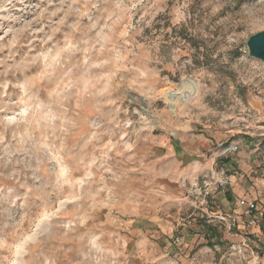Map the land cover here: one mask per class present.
Listing matches in <instances>:
<instances>
[{"label": "rangeland", "instance_id": "1", "mask_svg": "<svg viewBox=\"0 0 264 264\" xmlns=\"http://www.w3.org/2000/svg\"><path fill=\"white\" fill-rule=\"evenodd\" d=\"M263 29L264 0H0V264H264ZM186 134L196 169L159 145ZM229 145L252 226L199 204Z\"/></svg>", "mask_w": 264, "mask_h": 264}, {"label": "crops", "instance_id": "2", "mask_svg": "<svg viewBox=\"0 0 264 264\" xmlns=\"http://www.w3.org/2000/svg\"><path fill=\"white\" fill-rule=\"evenodd\" d=\"M167 141V140H166ZM165 139L159 143L163 147H168V156L173 157L174 160L178 163H181V166H186L191 168H197L201 165V162L195 160L200 158L203 160L205 158L204 153L207 152L208 142L205 139H201L198 136L192 134H186L185 136H179V138H173L172 144L165 142ZM218 156V153L214 155H209V162H207V170L215 172L217 175H220L221 172H225L226 176L229 179V187L221 189L214 188L210 197L213 199L214 203L218 206L219 210L222 213L227 214L228 216H234L239 220V216L236 215L240 211V206L237 205V199H253L255 194L252 192L247 193L246 182L241 177L240 167L242 164H245V161L241 159V156L234 151H221ZM216 163L218 169L213 170V164ZM192 166V167H191ZM186 167L183 169V172H186ZM249 190V189H248ZM231 214V215H230Z\"/></svg>", "mask_w": 264, "mask_h": 264}, {"label": "built area", "instance_id": "3", "mask_svg": "<svg viewBox=\"0 0 264 264\" xmlns=\"http://www.w3.org/2000/svg\"><path fill=\"white\" fill-rule=\"evenodd\" d=\"M237 146L236 145H229L227 147H225L224 151H236ZM228 177H223L220 180H218L217 182V187H224L228 184ZM215 187V188H217ZM211 194V190H209L208 188H204L202 190V188H199V192H198V196L200 197V205H204L205 206V213L209 216V217H214L217 218L218 220H226L225 216L228 217V223L230 225H234V220L235 218H232L231 216H228L225 213H222L218 206L214 203L213 199L210 197ZM239 204L242 208L241 214L245 217V221L247 222V224L249 226H252L255 224L256 219H255V212H256V205L252 200H248V199H241L239 200ZM208 208L211 209L212 213H208ZM231 220V221H230ZM233 220V221H232ZM236 221V220H235ZM230 227V226H229ZM179 241V237H176L173 242H178Z\"/></svg>", "mask_w": 264, "mask_h": 264}, {"label": "water", "instance_id": "4", "mask_svg": "<svg viewBox=\"0 0 264 264\" xmlns=\"http://www.w3.org/2000/svg\"><path fill=\"white\" fill-rule=\"evenodd\" d=\"M248 55L264 62V29L251 34L246 41Z\"/></svg>", "mask_w": 264, "mask_h": 264}, {"label": "bare ground", "instance_id": "5", "mask_svg": "<svg viewBox=\"0 0 264 264\" xmlns=\"http://www.w3.org/2000/svg\"><path fill=\"white\" fill-rule=\"evenodd\" d=\"M182 83H186L188 84V86L190 87V90L186 93V94H183L182 92H178V91H174L172 89H166L165 88V94L167 95L169 101H170V105H171V108H174V104L177 100H180V101H185L187 100L189 97L197 94L198 92V86L197 84L192 81L191 79H186V81H183Z\"/></svg>", "mask_w": 264, "mask_h": 264}, {"label": "clouds", "instance_id": "6", "mask_svg": "<svg viewBox=\"0 0 264 264\" xmlns=\"http://www.w3.org/2000/svg\"><path fill=\"white\" fill-rule=\"evenodd\" d=\"M12 19H15V17H12Z\"/></svg>", "mask_w": 264, "mask_h": 264}]
</instances>
